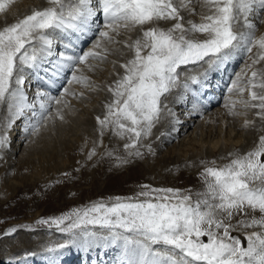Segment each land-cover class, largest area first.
<instances>
[{"label":"snow or ice","instance_id":"1","mask_svg":"<svg viewBox=\"0 0 264 264\" xmlns=\"http://www.w3.org/2000/svg\"><path fill=\"white\" fill-rule=\"evenodd\" d=\"M192 2L48 0L50 6L34 9L0 29V105L7 104L12 117L6 127L10 129L15 118L25 116L28 110L37 120L24 130L31 128L37 134L42 123L52 117L53 105L57 106L55 116L63 120L59 106H67L65 96L76 94L63 85L58 96L51 89L62 79L68 84L91 87L90 77L83 74L79 65L94 70L97 66L89 60H106L110 51L106 45L121 43L117 37L122 29L142 28L158 21L172 23L168 28H142L136 40L123 42L133 56L121 65L124 74L109 86L113 98L105 105L103 118L97 117L101 137L111 128L114 135L127 137L129 142L124 149L128 155L142 156L141 139L151 135L159 120L161 97L179 83L178 69L203 62L209 69L219 70L234 56L244 54L250 63H246L243 73L235 75L227 91H247L249 98L239 102L246 109H255L256 117L264 122V66L257 67L264 62V34L256 35L255 22L264 23V0H196L206 9L200 13V22L185 20L181 15L185 10L195 14ZM11 3L12 0H0V13L6 12ZM241 23L246 30H237ZM56 32L71 33L77 40L97 38L87 50L71 40L66 46L61 42L64 50L53 58L52 34ZM37 43L39 49L35 47ZM26 70H35L37 75L44 73V88L36 90L32 103L28 102L24 88ZM203 75L206 77L208 72ZM191 82L198 84L200 77H191ZM183 87H188L187 81ZM79 95L83 97L84 93ZM237 102L229 96L225 104L229 115H239L235 111ZM252 123L246 120L244 126ZM8 146L7 134L0 135V150ZM146 147L153 151L151 145ZM104 154L112 156L113 152ZM95 155L94 144L87 157L92 159ZM228 156L231 159L219 166L215 160L199 162L204 165L198 174L204 190L196 193L195 201L190 189L144 185L145 190L138 197H115L111 203H93L56 218L41 219L39 223L55 225L60 232L73 237L96 236L90 225L107 229L128 250L124 264H264V135L253 149L243 154L230 152ZM117 159L128 162L126 158ZM248 210L258 212L259 216L249 218ZM238 215L244 219L233 225L231 221ZM237 226L261 230L246 233L244 246L239 237L231 235ZM15 231L11 228L5 234ZM205 237L206 242L202 239ZM65 247L58 245L49 252L56 254ZM50 264H55V260Z\"/></svg>","mask_w":264,"mask_h":264},{"label":"rangeland","instance_id":"2","mask_svg":"<svg viewBox=\"0 0 264 264\" xmlns=\"http://www.w3.org/2000/svg\"><path fill=\"white\" fill-rule=\"evenodd\" d=\"M43 1L48 3V0H12V3L9 5L8 10L4 13H0V29H2L5 26H10L11 25L10 20L16 22L17 20L22 19L24 17L23 16L24 12L28 10V8H31L33 10L40 9V3ZM47 6H50L49 3ZM191 7L195 8L196 10L195 14L190 15L185 10L182 11L183 13L182 15H184L185 20L191 19L194 20L195 22L199 21L200 13L203 10L201 4L197 3L196 0H193ZM255 22L257 24L256 35L260 36L261 34H264V23H260L258 20ZM240 29L237 27V30ZM137 37H139L138 26L131 30L122 29L120 35L117 37V39L120 40L121 43L106 45L110 49L106 60L97 61L90 59L89 63L97 66L94 70H89L84 65H79V67L83 70V74L90 77V80L92 82L91 87L85 88L82 84H78V83L68 84L66 80L64 81L62 80V82H60L61 85H63V87H68L69 89L72 88L77 90L73 92L76 95H68L67 97L66 96L64 97V99L67 101V106L62 107L63 104L62 106H60L62 112L64 113L65 111V113L63 114L64 116L63 126H67L66 132L68 131L69 134L66 135L65 138L66 141L63 143L62 146H60V149L62 148V151H60L61 155L59 157H56L53 152L50 153L47 149V151H45L44 153H38L37 155H35V158H33V160L30 161L27 159H22V157H24L25 154L24 152L19 151L18 153L14 152V154L10 156V158H12L11 159L12 164L10 165V167H8L6 165L7 158H4L3 151L0 150V220H4V222L6 221V223L0 224L2 225L0 226V252L6 247L5 240L15 238L17 233H29L30 235L32 233L34 235L42 233L44 234L42 235L44 238L41 236L40 239H43L44 240L43 242H40L39 239H35L36 238L35 236L34 237L35 240H33L31 243L32 244L44 243L46 246L48 244L51 245L52 243L55 248L58 245H62V244L66 245L68 252H64V250L62 249L60 253L63 252V254L59 253L61 255L60 258L66 257V259L69 260L66 264H70V261L71 264H73L72 262H74L75 264H87V263L94 264L93 259H91L90 257L94 256L93 254H95V251L98 250V254L101 253L100 257H103L104 253L102 254L103 250L99 248L97 245L95 247L92 246L90 243L93 242L90 241H92V238L96 239V237L110 236L107 229H101L99 228V226L90 225L89 226L90 230L95 231L97 233L96 236L83 237L82 235L78 234L77 236L73 237L71 233L60 232L55 227V225L50 226L48 224H41L39 223V221L41 219L56 218L63 214H68L75 209H83L85 207H88L93 203H97L101 201L105 203H111L115 197H121V198L138 197L139 193L145 190L142 187L144 185H149L152 188H176L181 190L190 189L193 201L197 199L196 193L203 191L200 185L202 180L201 178H199L198 175L201 171L196 174L195 173L191 174L187 172L189 173L187 174L186 172L183 171H182L183 173H181V171L179 170H174L172 171L171 174L167 176L159 175L154 177L153 174L150 173V171L145 170L144 172V165H142L141 168L138 170L139 176L136 175L137 171L135 173V171H130V170L124 173L122 172L121 174H113V170L109 164L110 162H107L104 159H102L103 158L102 155L100 156V160L99 159L96 160L95 159L96 156H93L92 159H88L86 154L81 149V144L88 141L90 136L87 135V133L80 128V127H86V124L85 125L81 124L82 123L81 121L79 125V123H75L72 119L78 115L76 118H78L79 116L86 117L85 119L86 121L84 120L85 122L97 121L98 116L95 110H98L107 104L105 100V96L107 91L109 90V86L112 85L113 82L115 81L113 79L114 77L113 75H115L117 80L120 76L124 74V72L121 71V69H118L117 66H114L115 63L117 62L121 67V65H123L124 63H122L117 59V55L120 54L121 52L124 53L125 48L130 50V48L126 47L125 43L123 42L126 41L127 43H131L132 41L136 40ZM52 38L54 41L53 49L56 48L58 52L63 49L62 47H60L63 38H64L63 45H65L64 43H68L69 40H71L72 43L74 39H75L74 43H77V41H79L72 34L63 33V32H58V33L56 32L52 34ZM96 38L97 37L91 36V38L87 41L86 44L84 42L85 45L82 47V49L87 50L88 48L92 47V41ZM66 39L69 40L67 41ZM35 46L37 47V49H39L40 47L39 43H37ZM53 51L54 50H52V52ZM253 51L255 52V49ZM233 59L232 61L228 62L226 66L221 65L219 70L215 69L216 72H214V74L216 75L215 78H221V79L224 78L223 81L227 85H230L231 83L228 81V77L233 79L234 75H236L239 72V70H240L239 73H243L244 70H241V68L246 66L245 65L246 62L250 63L247 54L234 56ZM202 63L203 62H201L200 64L181 66L178 69V72H180L179 75L182 73L181 69L184 68L191 67L192 69L194 67H198L197 69H192L187 71L188 74L192 73L191 76L197 75L200 72L209 69V66L208 64L206 65V63H204V65L206 66L199 69ZM257 67H260V65H257ZM226 68L227 69L229 68L230 71L227 72ZM111 73L113 74L111 75ZM32 74H34V76L38 78L40 77L42 78L44 76L43 72H40L39 75H37L35 70ZM67 75L70 76V73H68ZM191 76L189 75L188 77ZM36 77L35 79H37ZM34 81H35L34 84L38 85L36 84L37 83L36 80ZM223 81L220 82L223 83ZM41 85L39 86V88H41ZM63 87H60L57 96L61 91H63ZM172 90H173L172 95L174 96L176 94V89L173 88ZM88 91L93 93L90 94ZM221 91L223 93V90ZM81 92L88 93V96H90L88 100L84 98L83 103L80 102L81 97H79L80 96L79 94ZM226 96L227 97L232 96L233 100L238 101L236 104V108L239 110V115L236 116L240 119H242L243 114L252 117L254 124L252 125L251 130L255 131L256 134L261 135L262 132L264 131V122L262 123L260 119L256 117L255 109H246L245 111L243 104L239 102L242 100H247L249 98L247 91H245L243 94L238 92H233L229 94L228 92H226L225 95L221 98L219 104L213 106V108L211 107V110L212 109L214 110V108L218 106L224 105V101H225L224 99L226 98ZM208 97L209 94L206 93V95L202 96V99L206 98L207 101ZM202 99H200L199 97V100L202 101L200 102V106H203L204 104ZM71 100L72 101L79 100V101L71 102ZM5 105L2 104L0 109V114L2 113L0 115V135L4 134V130L5 128H7L6 125L8 124L11 116L7 108V105L6 106ZM179 105H181V103L178 104V106ZM54 109H56V106H54V108H52L50 111L53 112ZM243 110L245 112H243ZM174 111L176 112L175 109ZM206 114L204 113L203 114L204 117L201 118L200 116V118L204 119ZM44 124L46 123H43L42 125ZM70 127H72L73 130L72 129L70 130L69 129ZM193 128L194 127H192L190 131L185 133L187 135L185 134L183 136L181 135L182 138L185 136L184 147L188 148V145H190V148L192 147V144L188 143L190 141L188 139L190 137L189 134L192 133L191 130H193ZM110 130L111 128H109V132ZM225 130L226 128H224L223 135H225L226 133ZM248 130L249 128L247 129V131ZM33 135H34L33 132L26 135L28 136V138L24 140L23 146L25 144L30 143ZM159 137H161V134L159 135ZM181 137L177 136L176 137L177 140L174 141L173 139L175 138H173L169 140L167 143L162 141V145L160 147L163 150L161 152L162 156L160 154L158 155V158H161V160H157L153 158L154 160L153 161L154 164H153L151 155H146V156L143 155L144 160L148 161L151 165L152 164L155 165L157 162H159L160 164L159 167H165L169 164L178 166V164L181 163V161L179 160L182 157L181 153L183 150H181L180 148L179 150H177L178 152L176 151V153L174 154H172L170 151H172L173 149V148L171 149V145H173L175 142L176 144H178ZM203 138H205V134ZM218 158L219 157H217L215 160L219 162L222 161L223 163L225 162L224 159H220V158L218 159ZM262 159H264V157H262ZM222 162L220 164H223ZM104 169H106L107 172H104ZM7 170L8 171L10 170L11 173L9 179L6 176ZM142 171L143 173L141 174ZM131 172H133L132 175ZM182 174L184 175L182 176ZM193 175L196 177H194ZM9 185H11V188L8 189L9 194L7 195L6 194L7 190H5V188L8 187ZM139 198L143 199V197H139ZM248 213H249L248 214L249 218H251V216H259L258 212L257 213L252 212L251 210H248ZM240 219H244V217L242 215H238L233 218L231 223L235 225L237 220ZM11 228H15L16 231L6 235L5 233L8 232L7 230H10ZM246 229L248 228H242L237 226L231 232L232 236H236L241 239L244 246H246L247 244V241L245 240V235L246 233H249L248 230H252V231L261 230L258 227L251 229L249 228L248 230ZM19 236L21 235L18 234L17 238H19ZM57 238L60 239L61 241L55 244L56 242L54 243V241H56ZM202 239H204L206 242V237ZM75 242L77 243L73 245V243ZM82 244L84 246H82ZM103 248L108 249L106 248V246ZM57 251H59V249ZM84 251H88V254L87 255L84 254ZM109 251L110 250L106 251L108 258L110 257ZM55 256H57V254ZM54 257L48 256L47 258L50 259ZM104 259L105 260L103 262L107 264L105 257ZM61 260L59 259V261L55 264H62V262L65 263L64 262L65 259L62 260V262ZM83 260L85 263L83 262ZM5 263L11 264L9 263V258L8 257L6 259L0 258V264H5Z\"/></svg>","mask_w":264,"mask_h":264},{"label":"bare ground","instance_id":"3","mask_svg":"<svg viewBox=\"0 0 264 264\" xmlns=\"http://www.w3.org/2000/svg\"><path fill=\"white\" fill-rule=\"evenodd\" d=\"M47 5H48V3L44 2V1L41 2L40 3V9H42L44 7H48ZM32 10L33 9L28 8V10H26L24 12L23 16L31 14ZM203 10L205 11L206 9H203ZM203 10L201 12H203ZM182 14L183 13L181 12V15ZM10 21H11V24L14 23L13 20H10ZM196 22H200V20L196 21ZM171 23L172 22L158 21V22L146 24V25L142 26V28L144 30L151 28V27H154V26H158V27H162V28H168L171 26ZM237 27L239 29L241 28L240 30H246L243 28L242 23L237 25ZM142 28L140 26H138L139 36L141 35ZM69 34H71V33H69ZM85 39H87V38H81L79 41H77V43H73V44L77 45L78 47H82L81 44H83V40H85ZM62 42H64V38H63ZM64 44L66 45L68 43H64ZM60 47H61V45H60ZM53 48H54V46H53ZM53 48H52V50H54V51L52 52V54H53V58H55V54H57L58 51L56 50V48L55 49H53ZM121 53L117 55V59L119 61H121L122 63H126L127 60L131 59L133 56V51L131 49L129 50V49L125 48V52L122 54ZM68 54H71V52H69ZM206 65H204V63H202L200 65L201 67H199V69L206 66ZM114 66H117L118 69H121V71L124 72V69L122 67H120V65L117 62L115 63ZM261 66H264V62H262L260 67ZM197 68L198 67H194L192 69H197ZM192 69H191V67L181 69L182 73L179 75V83L175 87L176 94L173 96L172 95L173 90H172L171 92H169L168 94H165V96L161 98V112H160L159 120L155 123V125L152 129L151 135H149L147 137H142V139H141V145L142 146L139 147V150L143 153V155H145V156L151 155L152 163L154 164L153 158H155L157 160H161V158H158V155L160 154L162 156L161 152L163 150L160 148L162 145V141L167 143L169 140H171L173 138H175V139H173L175 141V140H177L176 139L177 136H180V137H181V135L183 136L186 132L190 131V129L192 127H194L193 130H191L192 133L189 134L190 137L188 139V140H190L188 143L192 144L191 148H190V145H188V148L184 147L185 136L183 138L181 137L178 144H176V142H175L173 145H171V149L172 148L173 149L170 152L172 154L176 153V151L179 150L180 148H181V150H183L181 153L182 157L179 160V161H181V163L178 164V166H174L172 164H169L165 167H159L160 166L159 162H157L155 165H153V164L151 165L148 161L144 160L143 155L142 156L128 155V150L124 149V144L128 142L127 137L122 139V138L114 135L112 130H110V132H109V129L105 130L103 137H101L100 133L98 131L99 125H98L97 121L85 122L86 117L79 116L78 118H76L78 116L76 114L77 116L75 118H73L72 120L75 123H79V125H80L81 121H82L81 124H84V125L86 124V127H80V128L82 130H84L87 133V135L90 136L88 141L81 144L82 151L87 156L88 152L92 149V147L95 144L96 152H97V155H95L96 156L95 159L100 160V156L102 155V157H103L102 159H104L107 162H110L109 164L113 170V174H121L122 172L124 173V172L130 170V171H135V173L137 171L136 175H138V173H139L138 170L141 168L142 165H144V172H145V170H148L155 177V176H159V175L160 176H167V175L171 174L172 171H174V170H179V171H181V173L189 172L191 174H194V173L196 174V173L202 171V169L204 167V165H201L199 163L201 160L211 161V160H215L217 157H219V158L224 157V160H225L224 163L222 161L219 162V161L215 160L216 165L219 166V165H223V164L227 163L231 159V157L228 156V153L232 152V153H236V154H243V153L253 149L254 147H256V145L259 142V137L262 136V134H264V131L262 132L261 135H259V134H256L255 131L251 130L252 125L254 123L250 124L248 127L244 126L246 120L247 121H253L252 117H250V116H246L245 114H243L242 119H240L236 115L235 116L229 115L228 110L225 107V104L228 103L229 97L226 96V98L224 99L225 101L223 100L224 105L218 106V107L214 108V110L213 109L211 110V107L213 108V106L218 105L219 102L221 101V98L225 95L226 92H228L227 88L229 85L224 83V81H223L224 78L223 79L215 78L216 77V75L214 74V72H216L215 69L214 70L213 69L205 70L208 72V75L206 77L203 75L205 73V71H202L197 75L191 76L192 73L188 74L187 71L192 70ZM241 70H245V67L241 68ZM229 71L230 70L228 68L227 72H229ZM250 71L251 70H248L249 75H250ZM33 72H34V70H26L24 73L25 80H26L24 88H25V91L27 92L29 103L33 102L35 92L39 88V86L41 85L40 81L35 79L36 76H34V74H32ZM239 72H240V70H239ZM112 74L113 73H111V75ZM189 75L191 77L199 76L200 82L198 84L192 83L191 77H188ZM113 76H114L113 79L116 80L115 75H113ZM233 78H235V75ZM244 79L246 80L247 77H244ZM34 80H36V82H37L36 84H38V85L34 84V82H35ZM62 80H60L57 83V85L51 89L53 95H57L58 91L60 90V87H61L60 82H62ZM184 80H186L188 82L187 88L183 87V84L185 83ZM231 80L232 79L230 77H228V81L231 82ZM220 81H223V83H221ZM34 86H36V87H34ZM43 88H44V85H41V89H43ZM76 90L77 89H72V88L70 89L71 92H74ZM221 90H223V93ZM89 93L91 94L93 92H89ZM206 93L209 94L207 101H206V98L202 99V96L206 95ZM199 97L204 102L203 106H200V102H202V101L199 100ZM70 98H71V96H70ZM84 98H86L87 100L90 98V96H88V93H84L83 97L80 98L81 103L84 102ZM112 98H113L112 92H110L108 90L106 93V96H105L106 103H109ZM232 98L233 97L231 96V99ZM209 99H212V100H209ZM87 100H85V101H87ZM75 101H79V100H75ZM75 101L71 100V102H75ZM188 102H189V104H188ZM180 103H181V105L178 106V104H180ZM186 104H188V105H186ZM1 106L2 105H0V109H1ZM54 106H56V105H53V108H54ZM60 106H62V105H60ZM62 107H64V105ZM174 109L176 110V112L174 111ZM244 109L246 111V108H244ZM36 110L37 111L39 110L38 104L36 105ZM208 110H211V111H208ZM25 111H26L25 116L15 118L14 123L12 124V127L10 129L5 128V130H4V134L6 133L8 135V138H9V146L7 148L2 149V151L4 154V158H7L6 165L8 167H10V165L12 164V162H11L12 158H10V156H12L14 154V152L18 153L19 151L24 152V154H25V156L22 157V159H27L30 161H32L33 158H35V155H37L38 153H44L45 151H47V149L50 153L53 152L56 157H59L61 155L60 151H62V148L60 149V146L63 145V143L66 141V139H65L66 135L69 134L68 131L66 132L67 126H63V124H64L63 120L58 119L55 116V109H54L52 112V118H49L45 122L46 124H44L40 127L39 132L37 134L33 135L32 140L30 141L29 144H25L23 146L24 140L26 138H28V136H26V135L32 133L31 128H29L27 131H25L24 130L25 127L29 123H35L37 120V117H32V114L30 111H28V110H25ZM105 111H106L105 106L101 107L98 110H95V112L97 113V116H99L101 118H103ZM235 111L237 113H239V110L236 107H235ZM245 111L243 110V112H245ZM206 112H207V114H206ZM64 113H65V111H64ZM204 113L206 114L205 118L201 119L204 117V115H203ZM200 116H201V118H200ZM29 117H31V119H29ZM7 119H8V116H7ZM10 119H12L11 116H10ZM224 128H226L225 135H223ZM248 128H249V130L247 131ZM69 129L71 130L72 127H70ZM160 134H161V137H159ZM204 134H205V138H203ZM185 135H187V134H185ZM181 142H182V144H181ZM208 142H210V143H208ZM151 144H152L151 148L153 151L149 152L146 145H151ZM64 147H65V145H64ZM235 149H236V151H235ZM109 150L113 152L112 156H108V155L104 154L106 151H109ZM131 151L135 152V149H132ZM172 154H170V155H172ZM117 157L126 158L128 162L127 163H121L120 160L117 159ZM115 160H117V161H115ZM169 160H170V158H169ZM221 162L223 164H220ZM94 163H95V161H94ZM101 166H102V164H101ZM209 166H211V165H209ZM92 170H94V169H92ZM104 172H107V170L104 169ZM142 173H143V171L141 172V174ZM189 173H187V174H189ZM132 174H133V172H131V175ZM183 175L184 174H182V176ZM6 176L8 179L10 178V176H11L10 170L9 171L7 170ZM94 177H95V175H94ZM194 177H196V176H194ZM200 185H201L202 190H204L203 182H201ZM3 186H4V184H3ZM10 188H11V185H9L8 187L5 188V190H7V192H6L7 195L9 194L8 189H10ZM33 221H34V219H33ZM4 223H6V221L4 222V220H0V224H4ZM0 226H2V225H0ZM248 229H246V230H248ZM248 231H249V233L252 232V230H248ZM18 234L21 235V236H19V238H17ZM17 235L15 236V238H17V239L13 238V239L5 240L6 247H5V249H3L0 252V258L6 259L8 257L9 263H11V264H50V261H52V260H55V263H57L59 261V259L60 260L62 259V258H60L61 257L60 254H63V252L60 253L62 249H59V251H57V253H56L57 256H55L56 254L49 252L50 247L51 248L54 247V245L52 243H51V245L48 244L47 246L44 243H40V244H34L33 243L34 245L31 243L35 239H39L40 242H43L44 240L40 239V238L44 234L39 233L37 235L36 234L34 235L32 233L30 235L29 233H17ZM35 236H36V238L34 239ZM39 240H38V242H39ZM59 241H61V240L57 238V240L54 241V243L56 242L55 244H57V242H59ZM90 242H93V243H90L92 246L95 247L97 245L99 248H101L103 250L102 254L104 253L103 257H100L101 253L98 254V250L95 251V254H93L94 256L90 257L91 259H93L94 264H106L103 262L105 260L104 257L106 258L107 264H124L125 260L127 259L128 250L125 247L124 242L122 240L113 239L111 236H107V237L101 236V237H96V239L92 238V241H90ZM29 243H31V244H29ZM76 243L77 242L73 243V245H75ZM82 246H84V245L82 244ZM105 246L108 249L103 248ZM83 249H85V248H83ZM63 250H64V252H68L67 247L63 248ZM108 250H110L109 251V256H110L109 258L110 259L107 257V254H106V251H108ZM84 254L87 255L88 251H84ZM86 255H85V257H86ZM48 256L49 257L55 256V257L49 259V258H47ZM57 257H59V258H57ZM68 261L69 260L65 258V260H64L65 263L62 262V264H66ZM83 262H84V260H83ZM70 264H71V261H70Z\"/></svg>","mask_w":264,"mask_h":264}]
</instances>
